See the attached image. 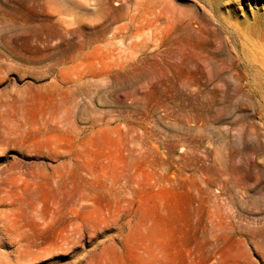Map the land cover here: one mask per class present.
I'll return each instance as SVG.
<instances>
[{"label":"rangeland","instance_id":"rangeland-1","mask_svg":"<svg viewBox=\"0 0 264 264\" xmlns=\"http://www.w3.org/2000/svg\"><path fill=\"white\" fill-rule=\"evenodd\" d=\"M71 3L0 0V216L17 205L30 211L31 195L47 187L38 179L25 191L24 178L76 154L80 168L116 183L119 211L111 192L107 222L72 248L2 246L4 264H264L252 250L254 231L264 229V0ZM126 5L137 20L118 30ZM104 18L115 23L100 40L93 28ZM202 23L201 41L193 33ZM83 39L113 53L79 64L60 53ZM201 44L234 66L208 71ZM99 62L107 69L84 68ZM28 105L57 106L59 130L48 120L39 139H57L67 151L60 159L25 150ZM59 199L73 202L66 189ZM105 246L116 249L108 263Z\"/></svg>","mask_w":264,"mask_h":264},{"label":"bare ground","instance_id":"bare-ground-1","mask_svg":"<svg viewBox=\"0 0 264 264\" xmlns=\"http://www.w3.org/2000/svg\"><path fill=\"white\" fill-rule=\"evenodd\" d=\"M64 2L67 7L72 4L71 0H64ZM144 2L147 3L148 0H144ZM80 4L86 7V5L88 4V0H81ZM129 8L130 7L126 5L117 10L118 17L116 18V21L127 19L129 23L127 22L126 25L123 26H116V29L121 30L124 27L127 28L129 25L135 26L134 21H136L137 19L135 18V15H129ZM71 21V24L82 23L83 19L78 18L77 20L72 19ZM113 23L115 22H107L104 18L103 22L98 24L97 27L93 28V31L96 35L101 37L100 40H104V38L107 37L105 36L107 29L111 27V24ZM204 26L205 25L202 23L200 25L201 29L199 30V32L193 33V35H195L196 38L201 41L205 39L204 34L207 33V31L203 29ZM188 29L189 25H187V30ZM77 30L81 33L83 37H85L83 27H79ZM47 31L52 35L62 34L61 32H57L54 29H50ZM188 33L190 35L192 34L191 31H188L187 34ZM108 38L110 39L105 42L106 45L114 43L113 40L116 38L115 33L111 32ZM84 40L85 39L80 40L77 43L65 42V45L61 48L60 53L63 56H68L71 61L73 59H76L73 61H77V63L79 61H81L82 63L85 58H89L91 56L94 58H102L113 53V50L107 49V47L106 49L101 47L92 48L90 44L88 43L87 45ZM126 48L127 47L121 46L119 50L120 52H124ZM200 48L201 49L198 53L203 54L206 59L210 60V62H208L210 66V68H208V71L210 69L215 73H221L225 69L234 66L233 63L230 64L229 60L226 62L225 60L227 59H225L223 62L220 61L221 59L217 58L219 57V52L205 53V51L207 50L205 46H203V44L200 45ZM120 52H118V54H120ZM237 56L240 55L237 54ZM200 57L203 58L202 56ZM203 63H205V61H203ZM106 64L107 63L99 62V65L85 64V66H83L84 68L87 67L88 72H92L93 70L99 71L100 69H107V66H105ZM207 64L205 66H207ZM66 71L69 75L68 77L71 78L73 73L72 71H74V68L68 67L66 68ZM20 100L21 99H19V101ZM58 112L59 111L57 110V106H53V109L50 110H42L40 108L30 109L29 105L25 108L24 115H22L25 120L24 122L28 124H34L33 127H30L31 129L29 128L30 133L27 136V140H29L30 143L25 148L26 151L35 152L39 155H47L51 158L57 159H60L63 156V152H67L63 151V146H61L57 139L42 141L41 139H39L41 133V124L47 126L49 124L48 120L52 122V126L55 129H58V121L56 120ZM257 144L258 142H254L252 144L253 148H256ZM77 158H79L78 154L74 156L69 155L67 157H64L63 160L59 161L57 166H55L51 172H33L30 176L24 178L23 182L25 185V191H27V188L29 186H37L39 184L38 179L43 180L41 184L46 186L47 189L44 193L40 195V198L42 199L38 198L36 194L31 195L32 201L29 206L31 209L30 211H26L25 207L17 205L14 206V208L9 209L11 213L6 214L5 216H0V247H14L15 251H28L39 244H46L47 247H50L52 249L72 248L74 245L80 242L83 233H90L92 228L96 227V225L105 224L107 222L109 218V215H107V211H110L109 204L111 203V192H113L115 196V209L113 211H116L118 213L119 200L117 198L120 197L119 191H116V183H112L110 187H107V182L104 179L107 173H103L102 175H96L93 171L80 168L78 166L79 164ZM222 163H224V160ZM83 171H86V173H82ZM62 189H66V194L73 199V202L70 205L60 204L61 200L59 199V197L61 196ZM102 202L104 203L102 204ZM3 211L4 210H2V212ZM225 220L227 221V219ZM263 232V228H261L259 232L254 231L252 235L254 248L252 250H254L256 256L264 262V244L263 241L261 242L258 239V236L260 235L264 237ZM103 242L105 243L106 240H103ZM99 244L102 245V243ZM112 249L113 248H108V246L102 248L101 255L103 256L101 260L103 262L108 263V261L110 260L108 251ZM113 250H115L116 252V249ZM2 252L3 251H0V264H4L1 259ZM148 256H139V261H147ZM208 258H210V256L206 259Z\"/></svg>","mask_w":264,"mask_h":264}]
</instances>
